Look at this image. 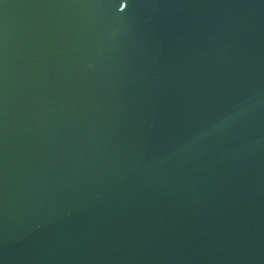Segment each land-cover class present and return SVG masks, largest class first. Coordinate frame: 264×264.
<instances>
[{
    "label": "water",
    "instance_id": "water-1",
    "mask_svg": "<svg viewBox=\"0 0 264 264\" xmlns=\"http://www.w3.org/2000/svg\"><path fill=\"white\" fill-rule=\"evenodd\" d=\"M0 264H264V0H0Z\"/></svg>",
    "mask_w": 264,
    "mask_h": 264
},
{
    "label": "snow or ice",
    "instance_id": "snow-or-ice-1",
    "mask_svg": "<svg viewBox=\"0 0 264 264\" xmlns=\"http://www.w3.org/2000/svg\"><path fill=\"white\" fill-rule=\"evenodd\" d=\"M119 7L122 9V8H123V5H120V4H119Z\"/></svg>",
    "mask_w": 264,
    "mask_h": 264
}]
</instances>
